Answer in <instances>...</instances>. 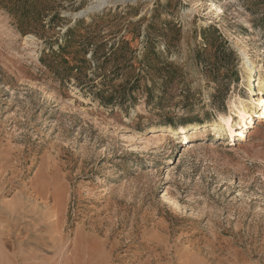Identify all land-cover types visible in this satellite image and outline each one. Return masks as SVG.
<instances>
[{"label": "rangeland", "instance_id": "obj_1", "mask_svg": "<svg viewBox=\"0 0 264 264\" xmlns=\"http://www.w3.org/2000/svg\"><path fill=\"white\" fill-rule=\"evenodd\" d=\"M248 59L264 0H0V264H264Z\"/></svg>", "mask_w": 264, "mask_h": 264}, {"label": "bare ground", "instance_id": "obj_2", "mask_svg": "<svg viewBox=\"0 0 264 264\" xmlns=\"http://www.w3.org/2000/svg\"><path fill=\"white\" fill-rule=\"evenodd\" d=\"M248 66H247V71H248V79H249V86L252 88V97L254 98L252 101L251 106L249 107H245V111L244 112H240V119L245 120L247 115L246 113L249 112L250 115H254L259 113V121L262 123L264 122V94L260 95L258 92H256L255 90V85H256V78H257V73L260 71H256V68L253 67V64L251 63L250 59H248L247 62ZM249 87V88H250ZM255 91V92H254ZM234 123L232 121L231 117H225L224 119L221 120L220 124H214L210 127H202V128H192V129H188L186 128L185 131H183L179 136L182 140H184V142H187L189 140V134L192 132L193 134H197L198 132L200 133H206V132H211L214 133L216 135H221V134H229L232 137H234L236 135V133L238 132V136H241V138H246L247 135L245 134V132L243 130H239L237 131L234 127ZM171 134L173 136L178 135L177 132L173 129V128H167V129H162L158 132H154V137L157 139H154L156 141H161L163 139H161V137H166V134ZM153 137V136H152ZM199 144V145H196ZM202 143H188L187 146L190 147V149L192 148H196V147H200Z\"/></svg>", "mask_w": 264, "mask_h": 264}]
</instances>
